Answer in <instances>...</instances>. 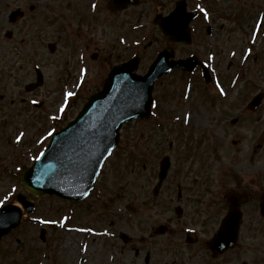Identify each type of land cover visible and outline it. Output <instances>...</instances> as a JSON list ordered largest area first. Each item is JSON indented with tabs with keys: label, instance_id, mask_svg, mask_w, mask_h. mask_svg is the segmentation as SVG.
Listing matches in <instances>:
<instances>
[{
	"label": "rangeland",
	"instance_id": "obj_1",
	"mask_svg": "<svg viewBox=\"0 0 264 264\" xmlns=\"http://www.w3.org/2000/svg\"><path fill=\"white\" fill-rule=\"evenodd\" d=\"M233 1L225 0L216 14L218 26L222 22L226 26L224 32L219 31V41L215 44L217 60H223L222 68L226 69L223 76V82L226 83V99L220 100L215 95L217 92L214 89L204 90L205 86L202 83L196 84L190 92V100L197 101L195 107L191 108L192 123L187 126L182 120H178L187 109L186 106H180L184 80L178 85L176 83L178 80L173 74L163 82L158 81L154 87L155 98L160 102L156 115L153 118L127 123L122 127L120 144L105 163L91 197L86 203L79 205L74 220L76 223L87 224L89 221V225L97 229L108 227L112 235L107 236L108 239L93 237L90 245L93 244L94 248L89 249L84 255L83 251L78 250L77 238L67 234L65 228L58 230L46 228V239L42 241L39 237L41 227L26 222L16 229L14 239L8 240V236H5L4 244L7 247L0 246V264H116L117 262L146 264L145 256L148 252L153 256L149 264H171L170 260L173 258H175L173 264H205L206 255L211 260L208 264H264V220L258 217L256 201L244 207L245 218L240 234L242 245L217 258L211 257L207 246L201 241L197 245L181 243V246H176L173 243V247L168 248L165 247L168 242L165 237L156 246L146 245L144 237L145 231H150L154 225L165 222L167 217L174 215V203L172 204L171 199L177 194L178 181L189 182L190 189L185 193L188 198H193L197 191L195 185L192 186V182L198 180L210 182L205 188L208 197L212 191H222L223 188L227 190L246 185L254 187L257 184L254 177L264 174V101L258 110H247V104L252 96L264 90V24L263 32L258 34L253 47L254 53L260 52L257 61L255 62L254 56L248 58L246 65L242 61L245 47L251 45L249 38L253 23L259 11L262 9L264 11V0H246L249 6L253 5L257 10L251 14L247 12L245 20H248V24L241 26L234 25V21L238 20L242 11L237 9ZM0 4L3 7L0 9V24H4L5 27L10 24L7 18L10 10L20 7L25 10L27 16L17 24H31V27L33 24H47L45 26L49 32L43 38L25 35L27 37L23 41L29 39L28 43L21 40L19 42L21 35H18V38L14 39L17 42H11L15 45L10 49L8 42H0V55L1 52H31L39 58L44 67L48 68H45L46 73L49 74H47L46 86L29 95L38 96V100L39 97H49V103L54 106V122L39 124L47 118L42 119V114L37 110L39 114L35 123L5 124V128L0 129V134L6 132L9 134L8 137L13 138L14 135L18 137L22 133L35 141L32 145L26 143V147L24 143L19 145L26 150L24 160L30 162V154L35 155L40 148L37 146L38 148L35 149L34 146L41 132L49 134L51 130H58L73 119L89 95L102 87L106 78V64L118 60L93 61L88 56L89 53L83 51L86 44L90 45V51L100 49L106 54L111 50L115 36L124 33L116 24L103 23L99 19V15L100 17L106 15L105 6L97 13L96 18L90 21L91 28L96 27V30L87 28L83 18L88 14L90 0H1ZM33 4L36 7L31 11L30 6ZM220 16L224 17L225 21ZM32 29L37 31L35 28ZM142 33L150 35L144 39L146 48L153 49L155 46L154 49H158L167 44L152 24L141 28L136 36L139 37ZM150 40L154 42L153 46L149 45ZM49 42H55L57 45L53 54L49 51ZM199 48H201L200 44ZM194 49H198V44L190 48L176 47L175 55L185 54ZM112 53L115 55V52ZM203 53H208V45H205ZM28 58L24 59L27 61ZM49 59L52 65L49 64ZM231 60L233 67L228 69L227 65ZM27 63L28 65L23 59H18L10 66L20 78V82H14L13 85L22 87L33 79L31 63ZM147 64L144 62L141 73L146 71ZM217 67L219 70L222 69L220 64ZM235 73L240 75L237 76L236 81ZM63 78L69 83L66 87L67 92L63 91L65 89L62 86ZM58 79L61 83L55 84ZM68 92L74 95L68 97L66 95ZM7 93L14 94L10 90ZM211 102L214 104L212 105ZM51 104L48 106L52 107ZM61 107L63 111L60 110ZM216 111L221 112V120L226 117V124L221 127L213 121ZM235 119L237 123L233 122ZM195 136L197 137L194 138ZM47 137H44V144L49 142ZM30 146L32 149L27 151ZM9 151H12L9 141L0 140V155ZM186 151L187 158L182 159L180 154ZM166 154L173 157L172 170L164 183L162 190L164 193L161 192L160 196L153 199L151 193L157 182L159 162ZM17 179L19 181V178ZM14 180L0 170V197L10 189L11 184L19 183ZM260 180L264 183V176L260 177ZM171 190L175 192L169 196ZM14 199L15 197L12 201ZM38 200L43 203L39 214L45 217L50 218L49 211L47 214L43 213L45 204L56 205L53 214L56 219L67 212V204L61 205L59 198L55 196H46ZM214 201L216 204L212 199L209 206L212 214L206 226H203V221L198 218L192 219L187 213L179 221H185L190 226L197 225L198 230L204 229L201 231L204 232L202 238H208L210 235L208 233L215 228V224L224 213V209L219 205L222 204V199ZM125 204L128 206L133 204L136 212L133 218L129 219L125 210L120 211L126 206ZM113 206L118 208V212L113 210ZM175 223L174 219L172 222L174 228H176ZM60 229L63 231H59ZM261 229L263 233L260 232V236L258 231ZM122 233L129 236L127 242L122 239ZM179 237H182V232L176 231L172 240L175 241ZM69 238L71 241L67 244ZM160 245L165 247L162 248L163 252L155 254ZM46 257L48 259L45 261Z\"/></svg>",
	"mask_w": 264,
	"mask_h": 264
},
{
	"label": "water",
	"instance_id": "obj_2",
	"mask_svg": "<svg viewBox=\"0 0 264 264\" xmlns=\"http://www.w3.org/2000/svg\"><path fill=\"white\" fill-rule=\"evenodd\" d=\"M183 11L182 5L178 4L173 18L185 19L178 21L180 24L176 26L165 23H170V20L159 21L162 31L171 36L173 41H189L190 18L181 13ZM14 13L12 19L18 15V12ZM164 54L169 55L167 52L162 53L163 56ZM135 68L136 63L132 62L115 67L104 89L89 99L75 120L54 135L44 155L23 175L22 182L28 190L36 195L51 192L76 200L90 193L104 160L119 141L120 127L125 121L137 116L149 115L153 84L167 71L162 67L160 57L145 76L134 74L132 71ZM261 99L262 95L254 97L249 108L256 109ZM167 169L168 163L164 160L160 181L166 177ZM228 199L230 212L216 236L217 241L214 240L212 244L215 250L217 243H223L224 247L229 248L238 239L241 222L239 207L247 198L231 192ZM19 200L31 209V204L25 197L19 196ZM262 205L264 214V198ZM8 217L13 218V221L4 225ZM20 219L21 212L17 207L10 205L0 209V236L11 227H16Z\"/></svg>",
	"mask_w": 264,
	"mask_h": 264
},
{
	"label": "flooded vegetation",
	"instance_id": "obj_3",
	"mask_svg": "<svg viewBox=\"0 0 264 264\" xmlns=\"http://www.w3.org/2000/svg\"><path fill=\"white\" fill-rule=\"evenodd\" d=\"M179 1L181 0H136L134 4H130L120 11L114 12L112 10L106 9V15H104L103 17H99V19L102 20L103 23L106 22L107 24H117L118 27L128 30V31L129 29H132V28L142 27L145 24H153V26L157 28V26L155 25L156 23L154 21L156 15L158 14H161L162 16L168 15L170 12L173 11L176 3ZM184 1L186 2V7L189 11H195L194 18L191 22L193 43L191 45L173 44V43L168 42L160 33H158L159 35H161L163 40L167 43L162 48L164 47L170 48L173 53V56H175L174 58L187 57L190 53L199 51V50L194 49L185 54L177 53V55H175L176 47L190 48L191 46L196 45V44H198V47H199V44H200L201 50H203L205 48V45L214 46L216 42L219 41L218 39L219 31L224 32L225 27H226L224 22L219 24V26L216 23L217 21L216 14L221 9V5L225 3V0L222 2L217 1V0H184ZM107 2L108 0H101L98 3V7L101 8L104 3H105L104 6L107 7ZM233 2L235 5H237V9L242 11L241 12L242 15L238 18L237 21H234V25L239 24L241 26L242 24H248V20L247 21L245 20L247 12L251 14L255 12L257 9H255L253 5L249 6L246 0H234ZM0 8L1 9L3 8L1 4H0ZM259 12H261L263 16L259 18L260 21L258 22V24L263 25L264 24V11L262 9ZM87 13L89 15L86 14V16H84L83 18V21L86 24H92V22L90 21H93V19L96 18V15L91 14L89 9H87ZM221 19L225 21L224 17H221ZM45 25L47 24H37V28H36L37 31H35L29 28L28 24H23V26L21 27H19V24H7L6 27L4 26V24H0V35H2L1 33H3L6 38L12 40L18 35V32H24V36H21L20 40L23 37L25 38L26 37L25 35L30 36V37L34 36L35 38H42V37L47 36L49 33ZM153 43L154 42L151 41L150 45H153ZM10 48L11 46L8 47V49ZM112 50L116 52V58L122 55L126 56L131 52L132 54H138L142 60L143 58H146L150 54L149 49L146 48L145 45L133 47L131 50L130 47L119 46L117 41L113 42ZM177 52H179L178 49H177ZM1 53L2 55H0V91L5 92V93L8 92L9 90L15 91L18 93L22 92L21 91L22 87L20 85L12 84L13 82L19 83L20 78L17 73L13 72V69H10V66L15 63V59H13V57H17L19 60L23 59V62L27 64V61L24 58L31 57L32 54L13 53V52H1ZM259 53L260 52H256L254 55L255 62L258 59ZM197 55L199 59V62H198L199 66L196 68V70H194L193 72H189L187 74V72L177 69V70H174L171 74L177 73L180 76L184 74H186L185 76H191L193 74H197V77L200 80V82H204L203 81L204 79L202 76L203 68L207 66L211 69L212 68L211 63H213V60L208 54L204 55L201 51ZM110 56H113V53H111ZM128 57L122 59V61L126 60ZM105 58L107 59V57ZM213 64H216V65L220 64L222 66L224 64V61L218 59V61ZM263 65H264V61H263ZM232 67H233V63L231 62V67H229L228 69H231ZM34 69L36 71V67ZM210 72L213 74H212V80L209 84H212L214 81H216V78H217L216 75H218V80H219V78L224 73L220 71L215 73L214 70ZM33 80H36V78L30 79L29 81H27V83L33 82ZM44 81L46 82V79ZM45 82L43 85H45ZM52 84L54 85V80H52ZM8 87H11V89ZM16 88H18L19 90L16 91L15 90ZM37 90L39 89H36L35 91ZM9 96L10 95L8 94H5V95L0 94V123H6V121L12 119L15 115H21L23 113L21 109L12 108V107L17 106V103L14 100L9 101V104L7 103V98H10ZM19 103L24 106L27 105V102L25 100H21ZM211 104L213 105L214 102H211ZM44 105H45L44 103H41L37 105L36 107H39L42 109ZM41 114H42V119L47 118L49 114H53V107L51 108L47 106L46 110L43 111ZM33 122H36V121H33ZM42 122L48 123L49 121L43 120ZM13 163L14 165L19 164L21 166L22 162L18 159H15ZM262 176H264V174L254 177L255 182L257 183V184L255 183L256 185L254 187H250L248 185H246L244 188L241 187L243 192H246L250 195L251 201L257 200L258 198H260L261 194L264 193V183H262V181L260 180V177ZM207 184H210V182L199 181V180L196 182H192V186L195 185V188H197V191L195 192L196 194L195 196H193V198H188L187 196H185L186 195L185 193L188 192V190L190 189L189 182H185L181 180L176 183V189H178L177 194H178L179 203L185 204L187 206L186 209L188 211V215L192 216V219H195L194 213L197 216L199 215L200 218L206 216V219H209L211 215L210 209H209L210 202H212V199H213L214 204H216V201L214 200L221 199L220 196H217L220 193H223L220 191L213 192L212 197L211 196H209V198L206 197L207 190L205 188ZM174 192L175 191L171 190L169 192V195H171ZM222 207L226 208V200H225V203L222 204ZM186 209L184 208V212ZM166 223L169 228V222L166 221ZM169 232H173V230L169 228ZM258 232L260 235V232L263 233V230L261 229ZM259 235L257 234V236ZM199 239L200 238L197 237L196 241L198 242Z\"/></svg>",
	"mask_w": 264,
	"mask_h": 264
},
{
	"label": "snow or ice",
	"instance_id": "obj_4",
	"mask_svg": "<svg viewBox=\"0 0 264 264\" xmlns=\"http://www.w3.org/2000/svg\"><path fill=\"white\" fill-rule=\"evenodd\" d=\"M66 95H67L68 97H71L72 95H74V93H72V92H68V93H66ZM60 110L63 111V110H64L63 107H61ZM22 135H23V134L21 133V136H22ZM49 135H51V133H49ZM19 139H20V136L17 137V140H19ZM37 159H38V157H37ZM5 199H7V197H5ZM3 202H4V201L0 200V204H3Z\"/></svg>",
	"mask_w": 264,
	"mask_h": 264
},
{
	"label": "bare ground",
	"instance_id": "obj_5",
	"mask_svg": "<svg viewBox=\"0 0 264 264\" xmlns=\"http://www.w3.org/2000/svg\"><path fill=\"white\" fill-rule=\"evenodd\" d=\"M69 244V243H68Z\"/></svg>",
	"mask_w": 264,
	"mask_h": 264
}]
</instances>
